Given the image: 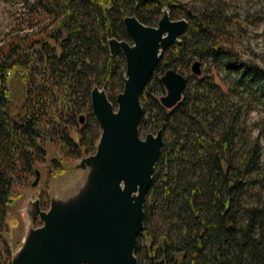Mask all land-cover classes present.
Wrapping results in <instances>:
<instances>
[{
	"label": "trees",
	"instance_id": "trees-1",
	"mask_svg": "<svg viewBox=\"0 0 264 264\" xmlns=\"http://www.w3.org/2000/svg\"><path fill=\"white\" fill-rule=\"evenodd\" d=\"M34 3L47 21L33 35L0 42V263L10 264L12 231L20 223L13 187L43 158L44 142L57 141L64 155L94 149L99 129L90 110L91 88L103 89L114 105L124 78L123 54L109 52L108 38L129 40L124 15L154 24L165 6L170 18L183 17L186 25L160 50L139 93L142 112L149 107L147 121L162 131L163 146L143 201L133 250L137 263L264 264V197L247 189L257 148L253 142L246 146L247 136L237 128L239 105L231 94L239 83L264 82V69L233 58V49L221 43L228 20L222 2ZM193 57L234 69V86H221L212 70H178L185 77L180 99L164 107L155 97L160 75L176 63L187 68ZM142 122L141 114L138 128ZM50 161L61 165L55 156Z\"/></svg>",
	"mask_w": 264,
	"mask_h": 264
},
{
	"label": "water",
	"instance_id": "water-1",
	"mask_svg": "<svg viewBox=\"0 0 264 264\" xmlns=\"http://www.w3.org/2000/svg\"><path fill=\"white\" fill-rule=\"evenodd\" d=\"M122 20L131 42L110 37L107 44L110 53L123 54V85L115 107L103 89L91 88L90 108L100 133L94 152L75 164L88 167L84 182L66 199H51L47 209L40 208L38 199L31 201L27 213L42 223L28 229L10 264H138L133 250L142 228L143 201L163 146L161 129L139 135V93L160 50L177 38L186 20L170 18L165 6L155 25L133 14ZM190 71L200 73L199 60L191 62ZM160 81L165 93L159 101L169 108L180 99L185 77L167 68ZM34 174L31 185L38 169Z\"/></svg>",
	"mask_w": 264,
	"mask_h": 264
},
{
	"label": "rangeland",
	"instance_id": "rangeland-1",
	"mask_svg": "<svg viewBox=\"0 0 264 264\" xmlns=\"http://www.w3.org/2000/svg\"><path fill=\"white\" fill-rule=\"evenodd\" d=\"M34 1L0 0V42L11 38L14 34L20 35L28 32L29 35H33L47 21L44 14L37 9ZM175 1L185 2L190 6H197L203 1L212 3L214 0ZM219 1L222 2L223 12L228 17L220 35L221 43L233 49L235 52L233 58L242 62L257 64L264 69V0ZM161 9L157 19L161 14ZM176 18L181 17L172 19ZM157 19L154 24L147 25H155ZM127 41L131 42L130 37ZM193 60L198 59L193 57L191 61ZM188 67L186 68L185 65L182 66L176 63L173 69L176 71L180 70L185 75L190 71V64ZM200 70L202 73L207 70L215 72L214 80L219 82L224 88L234 86V82L238 77L234 69H229L223 64L211 67L207 59H200ZM190 82H194V79L191 78ZM259 84L239 83L237 87H233L234 89H232L231 94L239 105V113L236 117L237 128L239 126L243 128L240 132L247 136L246 146L253 142L257 148L258 165L253 170L254 172H251V181L247 184V189L249 192H258L264 197V82ZM155 87L157 88L158 85ZM164 93L165 88L160 81V86L157 88L155 97L159 99V96ZM115 105L116 101L114 98L113 106L115 107ZM140 105L142 106L141 102ZM144 107L145 111L141 113L143 122L142 124L140 123V127L138 128L141 137L146 132L154 133L157 130L155 124L147 121V109L149 107ZM55 108V105L52 104L51 110H55ZM98 129L100 133L99 125ZM71 133L74 136V133ZM98 137L99 134L94 140V149L85 153L83 152L81 155L75 153L64 155L59 150L57 141L44 142L45 154L43 158L34 162L33 172L28 174L23 184H15L13 187L14 192L18 194L16 196L15 212L20 219L19 225L15 226L12 231L13 254L22 244L28 229L42 223L37 216L31 218L28 215L27 210L30 208L31 201L38 199L40 208L47 209L51 199H66L76 193L84 182L88 167H77L75 164L81 157L94 152ZM237 146L236 151L241 152L242 146ZM53 156L59 159L61 163L59 167L62 168L51 163L50 160ZM34 169H38L39 176L36 184L31 185V181L35 175Z\"/></svg>",
	"mask_w": 264,
	"mask_h": 264
},
{
	"label": "built area",
	"instance_id": "built-area-1",
	"mask_svg": "<svg viewBox=\"0 0 264 264\" xmlns=\"http://www.w3.org/2000/svg\"><path fill=\"white\" fill-rule=\"evenodd\" d=\"M8 73V72H7ZM0 264H3V263H0Z\"/></svg>",
	"mask_w": 264,
	"mask_h": 264
}]
</instances>
